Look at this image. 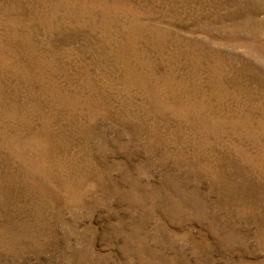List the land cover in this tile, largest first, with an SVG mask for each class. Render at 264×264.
Wrapping results in <instances>:
<instances>
[{"label":"rangeland","instance_id":"1","mask_svg":"<svg viewBox=\"0 0 264 264\" xmlns=\"http://www.w3.org/2000/svg\"><path fill=\"white\" fill-rule=\"evenodd\" d=\"M0 264H264V0H0Z\"/></svg>","mask_w":264,"mask_h":264}]
</instances>
